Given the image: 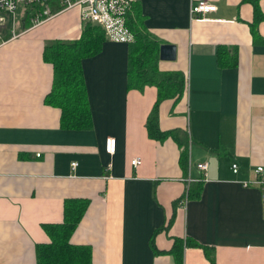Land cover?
<instances>
[{
  "label": "crops",
  "instance_id": "1",
  "mask_svg": "<svg viewBox=\"0 0 264 264\" xmlns=\"http://www.w3.org/2000/svg\"><path fill=\"white\" fill-rule=\"evenodd\" d=\"M133 1L146 32L175 47L157 69L181 73L184 90L176 103H159L157 127L185 134V169L175 142L147 137L156 89L126 90L124 44L105 39L82 61L91 129L59 128V111L43 102L52 67L42 49L78 39L84 23L74 9L53 15L0 46V264H34V246L48 242L41 225L60 223L63 200L74 198L88 205L69 242L89 246L91 264H176L174 240L179 264H209L185 240L211 248L215 264H264V43L249 31L252 8L204 0L215 11L200 22L189 14L199 0ZM18 19L27 23L22 12ZM256 167L263 185L243 187ZM197 184L199 196L182 206Z\"/></svg>",
  "mask_w": 264,
  "mask_h": 264
},
{
  "label": "trees",
  "instance_id": "2",
  "mask_svg": "<svg viewBox=\"0 0 264 264\" xmlns=\"http://www.w3.org/2000/svg\"><path fill=\"white\" fill-rule=\"evenodd\" d=\"M252 8V21L248 25L252 39L264 43L257 36V25L262 20L259 0H241ZM126 27L133 35V42L127 44L126 90L141 92L144 87L156 89V99L149 112L145 130L151 140L162 142L170 138L178 148L179 164L185 169L187 142L180 131L161 132L157 127V107L163 100L172 99L176 103L184 90V79L178 72H160L157 69L158 48L161 42L149 35L142 24L136 4L132 1L126 18ZM105 38L102 30L91 24H84L78 39L73 41H53L44 45L42 60L52 67V80L44 104L59 111V128L62 130H89L91 116L86 98L81 64L101 51ZM234 65V62L231 63ZM229 65V66H231ZM200 186L187 192V198L196 199ZM86 199H64L62 220L57 224L41 225L48 238L47 243L34 246V264H91V249L87 245H74L69 238L80 222L87 208ZM188 247H200L209 264H215L213 250L195 242L185 240ZM182 249L181 240H174L171 254L179 264Z\"/></svg>",
  "mask_w": 264,
  "mask_h": 264
},
{
  "label": "built area",
  "instance_id": "3",
  "mask_svg": "<svg viewBox=\"0 0 264 264\" xmlns=\"http://www.w3.org/2000/svg\"><path fill=\"white\" fill-rule=\"evenodd\" d=\"M133 0H0V46L10 39L19 37L24 30L33 28L53 15L76 10L79 19L84 24H91L99 27L104 38L112 43L130 44L134 38L131 31L126 27V18ZM215 11L214 5L199 0L189 8L191 19L205 22L209 19L208 14ZM20 12L24 15L26 24L20 27L18 16ZM114 140L105 139L104 152L111 156L114 153ZM38 157V154L35 155ZM140 160L134 158L130 161V166L135 168ZM76 163H70V168H74ZM195 168L201 172V177L196 181L205 179V163H198ZM232 174L237 173L236 164L232 163L229 167ZM262 168L256 167L253 171V180L241 182L243 187L248 185H263L261 179ZM191 182V180H188ZM187 193L183 195L180 203L184 206Z\"/></svg>",
  "mask_w": 264,
  "mask_h": 264
},
{
  "label": "water",
  "instance_id": "4",
  "mask_svg": "<svg viewBox=\"0 0 264 264\" xmlns=\"http://www.w3.org/2000/svg\"><path fill=\"white\" fill-rule=\"evenodd\" d=\"M158 59L160 61H173L175 59V47L163 44L158 48Z\"/></svg>",
  "mask_w": 264,
  "mask_h": 264
},
{
  "label": "rangeland",
  "instance_id": "5",
  "mask_svg": "<svg viewBox=\"0 0 264 264\" xmlns=\"http://www.w3.org/2000/svg\"><path fill=\"white\" fill-rule=\"evenodd\" d=\"M134 2V1H133Z\"/></svg>",
  "mask_w": 264,
  "mask_h": 264
}]
</instances>
